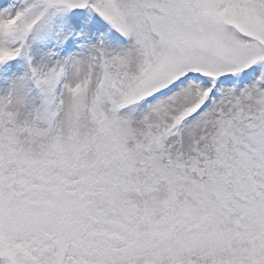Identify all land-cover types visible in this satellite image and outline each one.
Segmentation results:
<instances>
[{"label":"snow or ice","instance_id":"6c2138e0","mask_svg":"<svg viewBox=\"0 0 264 264\" xmlns=\"http://www.w3.org/2000/svg\"><path fill=\"white\" fill-rule=\"evenodd\" d=\"M0 264H264V0H0Z\"/></svg>","mask_w":264,"mask_h":264}]
</instances>
